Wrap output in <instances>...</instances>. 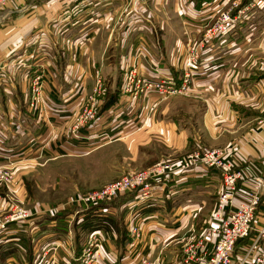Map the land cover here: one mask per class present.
I'll return each mask as SVG.
<instances>
[{"label": "crops", "instance_id": "obj_1", "mask_svg": "<svg viewBox=\"0 0 264 264\" xmlns=\"http://www.w3.org/2000/svg\"><path fill=\"white\" fill-rule=\"evenodd\" d=\"M255 4L239 25L199 44L220 8L217 0L6 3L0 8V163L18 165L17 173L26 175L28 169L20 164L29 161L82 158L123 142L136 148L138 134L146 130L143 144L152 141L149 133L163 135L179 156L176 163L207 145L234 153L249 176L264 177V127L257 125L264 113V0ZM188 42L197 43L200 51L199 70L190 81L195 91L167 100L157 93L133 98L121 91L122 73L132 65L145 79L167 76L176 83ZM35 70L44 73L47 102L30 110L27 84ZM96 83L102 84L103 105L96 112L102 120L82 122L80 104ZM251 189L252 183L241 182L234 204ZM220 192L213 170L174 172L154 184L152 197L144 202L132 194L110 203L104 216L119 220L122 240L121 234L99 229L79 233L84 241L79 243L70 228L34 222L27 234L18 229L3 234L4 250L12 249L13 255L0 264H26L29 259L38 264L47 251L41 264L53 259L79 264L91 234L101 241L92 264H192L185 263L184 250L216 224ZM260 194L253 230L234 249L235 263L253 264L257 254L264 258V240L250 250L255 231L264 225V190ZM131 226L139 229L137 239L128 230ZM215 240L205 243L207 254Z\"/></svg>", "mask_w": 264, "mask_h": 264}, {"label": "built area", "instance_id": "obj_2", "mask_svg": "<svg viewBox=\"0 0 264 264\" xmlns=\"http://www.w3.org/2000/svg\"><path fill=\"white\" fill-rule=\"evenodd\" d=\"M14 1L16 0H0V8L8 2ZM217 1L219 4L222 3V7L226 2H229V0ZM233 21L234 19L231 17V14H228L225 9L221 10L212 22V25L205 30L204 41L224 34L227 27L234 24ZM199 58L197 53L186 58L184 63L186 68L185 74L179 87L171 77H161L157 80L145 79L140 75L137 66L132 67L130 71H128L127 77L124 78L122 92L124 94H129L133 98L140 97L147 93H157L162 96H171L180 93L185 89L189 75L199 70ZM28 87L29 92L26 99L27 108L36 110L44 106L47 99L44 96V73H42L41 70L32 72V76L28 81ZM94 92L98 95L100 94L98 87L95 88ZM80 119L82 122L92 121L93 123H98L102 120L101 116L96 114V111H84ZM257 125L259 127H264V113L257 121ZM4 166H11V164L2 165L0 163V182H14L13 175L10 173L11 167L5 170ZM197 167L210 169L217 173L220 180L221 192L214 213L216 224L206 230L200 241L186 246L184 250V261L185 263L192 264H243L244 261L240 263L234 262V249L236 244L245 239L253 230L252 223L261 203L260 190H264V177L249 176L244 170L241 162L236 159L234 153L228 152L225 149H198L182 157L177 163H159L142 172L128 173L123 175L121 179L115 183L106 185L100 190L86 193L65 206L62 205L61 207L47 212L37 211L29 213L17 206L13 207L11 214L5 218V221L0 222V239L3 234L12 229L22 230L27 234V229L31 225H34L35 221L40 219L50 221V227H55V216L63 212H70L71 214L69 217L72 219L82 216L85 211L95 210L105 214L108 212V208L104 207L105 204H110L128 194H134V199L139 203L144 202L152 197L154 184L161 183L167 178L168 174L186 172ZM244 181L252 183V189L247 192L244 199L239 200L238 204L235 205L234 201L238 186ZM66 222L68 224L70 223L67 219ZM128 230H130L131 235H133L135 239L138 238V227L131 226ZM255 232V237L250 247L251 251L256 250L259 242L264 240V225ZM69 234L70 233H68V236ZM214 238H216V240L213 249L207 254L204 251L205 243ZM68 239L71 241V238ZM100 243L101 241H99L98 235L91 234L87 244L81 249L78 258L79 264H92L96 261L98 252L101 249ZM128 247L132 248L133 244L128 245ZM57 248H60V244L59 246L56 245L53 247V249ZM47 253L48 251L43 252L41 258L44 259ZM253 262V264H264V258L257 254ZM48 264L59 263L53 259L49 261Z\"/></svg>", "mask_w": 264, "mask_h": 264}, {"label": "rangeland", "instance_id": "obj_3", "mask_svg": "<svg viewBox=\"0 0 264 264\" xmlns=\"http://www.w3.org/2000/svg\"><path fill=\"white\" fill-rule=\"evenodd\" d=\"M255 1L256 0H229L223 7L221 6L222 3H220V8L216 10L210 23H208L203 30V40L200 42L198 41V43L203 44L205 30L212 25V22L221 10L225 9L228 14H231V17L234 19L233 23L236 25L242 16L250 15V13L257 8V3L255 4ZM198 46L199 45L195 42H188L185 58L180 68L181 73L176 75V84L178 87L181 85V81L184 78L186 69L184 63L186 58L196 53L200 57ZM132 67H135V65L130 66L122 73L121 91L124 87V78L127 77V73ZM197 72L198 71L193 73ZM192 74L189 75L184 90L171 96H163V100L186 96L190 92H193L194 88L190 89ZM96 87H98L100 91L99 95L96 93L97 91L94 92ZM100 87H102V84L96 83L85 102L80 104L79 111H81V115L84 114V111L98 112L100 110L104 98L102 95V88L100 89ZM199 90L203 89H196V91ZM28 92L27 89L26 97L28 96ZM199 112L200 111H198V113ZM145 132L146 130L138 134L136 142L134 143L137 146L133 149H130V147L127 148L128 146L125 142L115 143L106 145L101 149L95 150L96 152L82 158L64 157L22 163L20 164L21 168L28 169L26 175H22L19 172L17 173L16 166L18 165L13 167L4 166L5 170L11 167L10 173L13 175L14 182H0V222L5 221V218L11 214L13 207L17 206L29 213L37 211L47 212L61 207L62 205L65 206L86 193L100 190L106 185L115 183L119 181L123 175L128 173L142 172L159 163L176 162V157L179 156H177L175 152H172L171 148H168L169 144L163 139V135L159 133H149L150 138L153 139L145 146V144H143L145 142L141 139L142 133L144 135ZM197 141L200 142L199 139H197ZM201 142H203L202 138ZM204 147L210 149L207 145H204ZM206 148L201 147L199 149ZM187 154L189 153H186V155ZM70 214L69 212V216ZM71 219V217H67L70 224L67 223L68 227H66V230L68 228L71 229V223L73 221V219ZM73 235L75 236V233H73ZM77 237L80 241L79 243L84 242L81 241V234H78ZM42 261L45 260L40 258L37 263L41 264L40 262Z\"/></svg>", "mask_w": 264, "mask_h": 264}, {"label": "trees", "instance_id": "obj_4", "mask_svg": "<svg viewBox=\"0 0 264 264\" xmlns=\"http://www.w3.org/2000/svg\"><path fill=\"white\" fill-rule=\"evenodd\" d=\"M177 82V79H176ZM109 104H105V108L108 107ZM128 195H132V194H128ZM110 204H105L104 207L109 208ZM105 214L102 212H97L95 210L92 211H85L83 213L82 216L80 217H75L71 223V231L73 233H75V236L77 238L79 233H82V231L85 232H91L93 233L96 230L99 229H104L107 231H112V233H116L118 234V236L121 234L120 236V240H122L124 238V231L122 232V228L121 229H117V225L119 224V220H113L111 217H106L104 216ZM67 217H69V213L68 212H63V213H59L55 216L54 220H55V227H57V225L59 224L60 227L62 226L64 228V231H66V227L67 222L66 219ZM49 222V227L51 226V222L50 221H46V219H40L35 221V225H38L40 223L43 222ZM52 228V227H51ZM61 228V229H63ZM121 233H120V232ZM75 240V238H74ZM7 243H0V261H5V259L10 256L13 255V250L10 248H6L8 249V251L4 250V245ZM119 244H122L121 242ZM4 250V251H3ZM27 264H31V259L27 260Z\"/></svg>", "mask_w": 264, "mask_h": 264}]
</instances>
